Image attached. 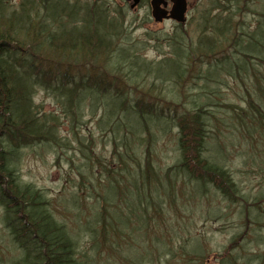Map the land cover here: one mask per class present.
<instances>
[{
	"label": "trees",
	"instance_id": "trees-1",
	"mask_svg": "<svg viewBox=\"0 0 264 264\" xmlns=\"http://www.w3.org/2000/svg\"><path fill=\"white\" fill-rule=\"evenodd\" d=\"M242 1L245 10L250 0H238ZM252 2L264 4V0ZM19 6V10L10 14L12 6L8 0H0V207L4 210V224L14 240L13 245L23 253L11 264H82V259L76 258V237L88 231L89 237L96 239L107 214L108 225L116 234V229L126 230L133 221L138 232H142L149 223L147 213L152 209L160 213L167 205L163 200L169 195L162 191L163 182L167 191H173L179 181L189 183L203 196L208 195L207 187L214 188L232 202L240 200L248 211L247 217L250 208L261 204L264 196L250 204L237 187L227 161L229 146L236 142H231L227 135L236 139L237 134L239 139L242 135L240 141L247 147L240 148L248 156L244 163H249L254 170L264 166V7H256L259 11L254 15L256 25L252 28L246 21L234 25L235 8L216 9L213 16L217 23L207 27V40L181 35L180 41L168 44L175 60L149 63L137 56L135 45L131 43L117 54L120 59L117 63L123 64L122 69L124 67L129 78H125L121 69L117 78L111 79L109 70L98 66V61L109 52L115 53L113 42L127 32L125 22L112 18L106 4L91 0H21ZM246 10L251 11L248 6ZM118 28L120 33L116 31ZM226 35L229 44L217 46L216 42H222ZM165 65L171 67L169 77L161 73ZM157 69L160 70L155 72ZM145 78L152 81L153 87L161 83L165 90L166 85L169 105L174 110H161L148 100L132 101L128 82L137 83ZM125 84L129 85L127 92ZM233 85L241 92L239 100L244 104L235 106L227 100L224 109H230L218 115L212 108L219 104V88L230 89ZM134 90L140 88L136 86ZM37 92L48 96L61 108L69 135L75 140L59 136L60 120L54 113H43L36 106ZM142 93L145 98L150 97ZM183 96L189 97L188 100L194 97L193 108L180 105ZM105 98L106 104L101 102ZM157 98L164 100L162 94ZM198 99L204 103H198ZM89 117L100 119L98 129L114 145L120 162L118 169L102 164V172L92 170L96 165L94 153L95 157L97 153L93 137L84 136L85 121ZM172 126L177 130L173 139L177 146L175 163L167 170L158 167V172L151 158V147L154 149ZM226 130L232 132L223 136ZM135 142L139 144L129 147ZM144 144H148L145 150ZM30 148L53 149L58 152V158L61 151L62 155L71 152L74 156L69 158L70 164L74 157L84 155L86 162L79 166L84 171L81 175L88 179L100 176L95 179L97 185L87 190V198L79 196V188L75 192L69 189L71 198L62 201L61 206L65 205L68 212L69 207L79 206L80 199L104 203L108 210L102 213L103 217H92L96 218L93 227L84 229L81 224L85 223H80L77 230L82 231L76 230V235H70L45 206V202H49L44 194L32 185L21 183L19 163L23 150ZM150 183L156 184L158 191L144 198L143 193L150 189ZM130 189L139 199L142 223H137L129 204ZM120 195L124 204L122 211L117 207ZM110 212L129 215L132 221L127 225L114 221ZM102 232L110 236L109 232ZM253 261L264 263V254H256L252 259L248 253L232 255L228 252L220 257V264H251ZM0 264L7 262L0 259Z\"/></svg>",
	"mask_w": 264,
	"mask_h": 264
},
{
	"label": "rangeland",
	"instance_id": "rangeland-1",
	"mask_svg": "<svg viewBox=\"0 0 264 264\" xmlns=\"http://www.w3.org/2000/svg\"><path fill=\"white\" fill-rule=\"evenodd\" d=\"M214 1L196 0L190 13V20L186 28H184L185 31H180L182 28H177L178 26L172 23L159 25L154 22L151 17L150 0L145 1L136 10H131L130 4L126 0H99L101 5L106 4L112 18H116L123 24L125 22L124 26L126 32H128L124 37L120 35L115 39L113 43L117 51L113 54L109 52L108 55L103 56L98 61V66L108 69L111 79L117 78L116 75H119L118 71L120 73L123 65L117 63V60H120L117 54L121 53L131 43L135 45L137 56L141 59L145 58L149 63L157 64L166 59L175 60V58H171V55L174 54L168 49L167 39H171L174 36L176 40L180 41L182 39L181 35H186L187 37L193 36L194 40L199 38L207 40L209 38L206 35L207 27L217 23L213 15L217 13L216 9L219 7H215ZM216 1L221 3V10H228V7L235 8L232 13L234 25L239 26L246 21L250 28L256 25L254 14L259 11L256 7H264V4L248 0L246 8L248 6L249 10H251L248 13L246 8L245 10L243 9V1V3H239L238 0ZM8 2L12 6L9 9L10 14L19 10L21 0H8ZM199 2H201L200 6H197ZM236 7L241 8L238 9ZM121 15L125 17H120ZM202 29H204V32H202ZM116 31L117 33L121 32L119 28ZM228 37L226 35V37H223V41L216 42V45H224L226 47L229 44L226 41ZM215 69L216 67L213 70ZM159 70L157 69L155 72ZM122 72L125 78L128 79L129 74L124 67ZM161 72L166 77H169L171 67L165 65ZM128 83L131 85L129 94L133 95L132 101L142 99L143 101L148 100L147 102L149 103H155L157 102L155 100L156 96L160 97L161 94L166 101L169 99V90L166 85H164L165 90H163L161 83H157L153 87L152 81L147 78L140 79L137 83ZM230 83L231 81L227 82L229 85ZM126 86L129 87V85L125 84V92H127ZM136 86L140 90L135 91L134 87ZM226 88L228 87L219 88V104H215L217 107L212 108L213 111L218 112V115H224L227 109H230L227 107L224 109V102H227V100L235 106L244 102L239 100L241 92L235 85L231 86L230 89ZM142 91L148 93L150 97L145 98ZM212 91L213 89H210L211 93ZM188 98L183 96L180 105L193 108L194 97L189 100ZM101 102L106 104V98ZM197 102L204 103L202 100ZM36 103L41 112L54 113V116L59 118V124L61 125L59 127V136L71 137L69 135L68 122L63 118L61 108L51 98L37 92ZM243 108L246 110L247 106ZM99 120L98 117L96 119L87 118L84 133V136L93 137L91 140L93 141L97 157H95L94 153L93 162L96 165L92 170L98 173L102 172V164H106L110 169H118L120 164L116 158L117 153L114 145L98 129ZM173 129L174 127L172 126L168 130V135L159 140L154 149L151 147V158L156 163L157 169L159 167L161 170H167L175 163L177 146L173 139L177 130ZM231 132V130H226L223 136ZM227 137L231 142H236L234 146H229L230 152L227 159L229 170L235 177L238 189L242 191V194L252 204L256 198L264 196V166L255 167L256 169L254 170L249 163L243 162L248 156L240 148L247 147L245 142L240 141V139H243L241 134L240 139L238 134L237 139L230 135H227ZM70 139L75 140L74 137ZM223 141L225 142V140ZM137 144L139 142H135L133 145L130 144L129 147L134 148ZM146 147H148V144L143 145L144 150ZM57 153L53 149L52 151H44L42 148L23 150V157L19 163L21 183L32 185L36 190L41 191L49 202L48 204L44 201L45 206L51 210L60 224L65 225L64 227L70 235L73 233L76 235L77 231H82L77 230L80 223H85L81 224L84 229L93 227L96 218L92 217L96 215L102 216V213H106L108 207L104 203L97 204L94 201L80 199L77 208L72 209V207H69V211H65V205L61 206V204L62 201L67 202L71 198L68 196L69 189L73 188L74 192L80 189L79 196L87 198V190L92 185H97V178L100 176L96 175L92 180L81 175L84 171L79 166L86 162L83 159V154H80L79 157H74L73 164H70L69 158L74 156L71 152L68 154L64 152V155H62L61 151L59 158ZM257 159L260 160L261 158L257 157ZM79 179L82 181L81 184ZM185 183L179 181L173 187V191H167L166 183H162V191L168 192L169 198L163 195H159V197H165L167 200L163 201H167V205L160 213L154 209L147 213L148 215L150 214L148 216L149 223L142 232H138V226H135L136 224L133 221L126 230L116 229L118 231V234H116L108 225V214L104 215V225L103 228H100L101 231L98 232L96 239H91L88 231L82 232L78 238L76 237L78 242L76 258H81L82 264H220V257L223 254H228V252L232 255H245L248 253L252 259H254L256 254H264V227H261L264 226V200L255 209L250 208V214L247 217L248 211L240 200L235 199L232 202L231 198H224L211 187H207L205 190L208 195L203 196L198 192L200 190L193 188L189 183ZM109 184L106 183V185ZM149 186L150 189L143 193L144 198L149 194L155 195L158 191L156 184L150 183ZM113 191L114 188H112ZM64 196L66 198L63 200ZM128 196L129 204L134 210L133 213L136 214L137 223H142L143 213L139 209V199L136 192L130 189ZM170 197L172 200H170ZM154 199L157 200L156 198ZM122 200V195H120L117 201V207L120 211L124 208ZM110 210L113 209L111 208ZM110 213L113 214V212ZM112 218L114 221L125 225L132 221L129 215L118 213H114ZM4 223V210L0 207V259L7 262V264H11L14 259L19 260L23 253L14 247V240L12 241L13 238L9 237V231L6 229L7 224L5 225ZM112 224L113 222H111V226ZM246 224L247 227H245ZM102 231L109 232L110 236ZM251 264L261 263L253 261Z\"/></svg>",
	"mask_w": 264,
	"mask_h": 264
},
{
	"label": "water",
	"instance_id": "water-1",
	"mask_svg": "<svg viewBox=\"0 0 264 264\" xmlns=\"http://www.w3.org/2000/svg\"><path fill=\"white\" fill-rule=\"evenodd\" d=\"M174 4L170 13L161 8V5H167L168 2ZM140 4V0H134L132 8L137 7ZM153 18L157 23L164 20H173L178 24H185L187 14V0H152L151 2Z\"/></svg>",
	"mask_w": 264,
	"mask_h": 264
},
{
	"label": "flooded vegetation",
	"instance_id": "flooded-vegetation-1",
	"mask_svg": "<svg viewBox=\"0 0 264 264\" xmlns=\"http://www.w3.org/2000/svg\"><path fill=\"white\" fill-rule=\"evenodd\" d=\"M196 2V0H188V6H189V9L192 10V7H193V4ZM173 4L170 3L168 5V10H170L172 8ZM195 8V7H194ZM168 22H171V21H168Z\"/></svg>",
	"mask_w": 264,
	"mask_h": 264
}]
</instances>
